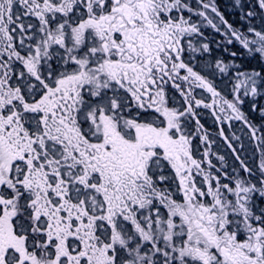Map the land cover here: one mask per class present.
<instances>
[{
	"label": "snow or ice",
	"instance_id": "obj_1",
	"mask_svg": "<svg viewBox=\"0 0 264 264\" xmlns=\"http://www.w3.org/2000/svg\"><path fill=\"white\" fill-rule=\"evenodd\" d=\"M227 7L0 0V264H264V0Z\"/></svg>",
	"mask_w": 264,
	"mask_h": 264
},
{
	"label": "trees",
	"instance_id": "obj_2",
	"mask_svg": "<svg viewBox=\"0 0 264 264\" xmlns=\"http://www.w3.org/2000/svg\"><path fill=\"white\" fill-rule=\"evenodd\" d=\"M218 2L220 3L221 11H223L225 13L226 18H228L230 20V22H234L237 19V17L227 7L228 0H218ZM209 36H210V38L221 39V37L218 34L212 33L211 30H209ZM223 55H226V54H223Z\"/></svg>",
	"mask_w": 264,
	"mask_h": 264
}]
</instances>
